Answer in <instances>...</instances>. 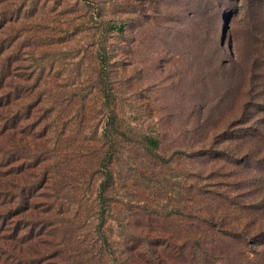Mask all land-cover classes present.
Segmentation results:
<instances>
[{"label":"rangeland","instance_id":"374dc122","mask_svg":"<svg viewBox=\"0 0 264 264\" xmlns=\"http://www.w3.org/2000/svg\"><path fill=\"white\" fill-rule=\"evenodd\" d=\"M0 264H264V0H0Z\"/></svg>","mask_w":264,"mask_h":264},{"label":"trees","instance_id":"16d2710c","mask_svg":"<svg viewBox=\"0 0 264 264\" xmlns=\"http://www.w3.org/2000/svg\"><path fill=\"white\" fill-rule=\"evenodd\" d=\"M105 138L107 139V141L111 142L113 141V137H112V133L110 132H106ZM147 143L149 146H152L153 148L157 147V142L151 139H146ZM110 173L107 171V174L105 175V177H109ZM105 192V187L101 186L100 189V193H99V198L103 199V195ZM191 235H193L195 238L198 237L199 232H190Z\"/></svg>","mask_w":264,"mask_h":264}]
</instances>
